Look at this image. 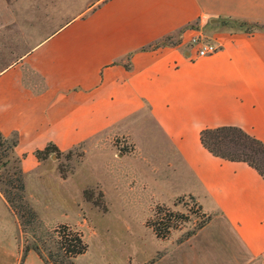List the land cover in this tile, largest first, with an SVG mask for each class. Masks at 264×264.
Wrapping results in <instances>:
<instances>
[{"label":"crops","instance_id":"1","mask_svg":"<svg viewBox=\"0 0 264 264\" xmlns=\"http://www.w3.org/2000/svg\"><path fill=\"white\" fill-rule=\"evenodd\" d=\"M228 20L264 25V0L96 1L5 61L0 131L16 133L22 145L67 150L144 114L202 195L194 188L184 194L204 208L209 202L234 235L240 258L264 264V181L200 143L202 130L221 126L239 127L264 143V27L247 33L224 25ZM195 23L199 33L210 27L209 38L220 46L214 55L194 58L188 38L197 30L188 26ZM166 36L173 45L141 50ZM18 62L43 80L40 91L28 86Z\"/></svg>","mask_w":264,"mask_h":264},{"label":"rangeland","instance_id":"2","mask_svg":"<svg viewBox=\"0 0 264 264\" xmlns=\"http://www.w3.org/2000/svg\"><path fill=\"white\" fill-rule=\"evenodd\" d=\"M96 1L0 0V69ZM10 18L13 23L5 24ZM205 26L202 36L214 42ZM21 67L28 86L40 91L43 80L28 65ZM2 136L7 142L0 153L6 149L7 157L0 161V264H44L35 252L23 250L37 245L45 256L58 254L54 230L59 225L78 232L87 245L74 264H249L238 256L234 235L209 202L204 200V208L184 194L194 188L202 195L172 145L144 114L67 150L48 143L59 152L43 160L35 152L48 144L30 147L20 144L16 133ZM4 195L21 205L23 224ZM163 208L180 218L172 221L176 227L166 238L158 239L150 223Z\"/></svg>","mask_w":264,"mask_h":264},{"label":"trees","instance_id":"3","mask_svg":"<svg viewBox=\"0 0 264 264\" xmlns=\"http://www.w3.org/2000/svg\"><path fill=\"white\" fill-rule=\"evenodd\" d=\"M224 25H230L232 28L235 27L237 30H242L247 33L263 28L258 24H249L232 20H228ZM189 27L192 28L193 24L189 25L188 28ZM183 30L184 29L178 31L176 35H179ZM172 37L173 36H166L141 50L146 51L156 49L160 46L173 45L174 43L171 41ZM3 141L5 143L7 142L0 133V146L3 145ZM200 143L213 157L229 162L246 164L264 181V143L249 135L243 129L235 126L204 129L200 133ZM49 152L56 153L59 151L54 145L48 144L44 150L35 152V156L37 159L43 160ZM6 157L7 154L5 149V151L0 153V161ZM5 198L17 213L18 220L23 224L22 220L25 214L21 210V205L18 207L6 196ZM24 209L26 210L27 206H24ZM28 210L29 216L31 217L33 213L29 208ZM154 217V220L150 223V229L158 239L166 238L170 230L176 227L172 225V221L180 218L178 214H173L169 209L164 208L160 212L155 213ZM208 221L209 219L201 224L199 228H202ZM193 234L194 233L189 234V236ZM54 235L56 237L55 244L58 254L48 253V255L45 256L37 245L30 248L25 247L23 253L26 254L28 251L35 252L44 264H74L72 259L86 252L87 245L83 242L82 236L78 232L71 230L68 226H57L54 230Z\"/></svg>","mask_w":264,"mask_h":264},{"label":"built area","instance_id":"4","mask_svg":"<svg viewBox=\"0 0 264 264\" xmlns=\"http://www.w3.org/2000/svg\"><path fill=\"white\" fill-rule=\"evenodd\" d=\"M191 29L193 30V27ZM193 32L194 34L189 38V45L193 48V56L195 59L212 56L220 50V46L217 43L206 41L198 31Z\"/></svg>","mask_w":264,"mask_h":264},{"label":"water","instance_id":"5","mask_svg":"<svg viewBox=\"0 0 264 264\" xmlns=\"http://www.w3.org/2000/svg\"><path fill=\"white\" fill-rule=\"evenodd\" d=\"M223 21H226V20L225 19H212L210 22L213 24V23H220Z\"/></svg>","mask_w":264,"mask_h":264}]
</instances>
